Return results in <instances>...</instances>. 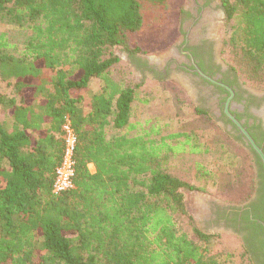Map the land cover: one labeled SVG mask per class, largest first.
<instances>
[{"label": "trees", "instance_id": "trees-1", "mask_svg": "<svg viewBox=\"0 0 264 264\" xmlns=\"http://www.w3.org/2000/svg\"><path fill=\"white\" fill-rule=\"evenodd\" d=\"M168 1L0 0V82L11 89L0 93V264L229 260V252L211 254V236L195 227L184 197L212 174L199 162L193 181L172 168L206 147L192 132L167 133L158 119L131 120L132 106L150 99L133 79L144 51L129 37L142 27L143 7ZM219 1L220 57L239 83L264 90V0ZM91 80L100 86L84 108ZM66 120L76 137L73 188L55 195ZM254 156L259 194L246 216L249 238L237 241L239 264H264V169Z\"/></svg>", "mask_w": 264, "mask_h": 264}, {"label": "rangeland", "instance_id": "rangeland-1", "mask_svg": "<svg viewBox=\"0 0 264 264\" xmlns=\"http://www.w3.org/2000/svg\"><path fill=\"white\" fill-rule=\"evenodd\" d=\"M186 6L187 0H169L164 7L146 6L141 9L142 27L138 33L129 37L130 45L137 46L144 51L140 57H148L154 61L159 59V56L168 53L178 37L181 11ZM219 15L224 18L223 11ZM1 29H6V27L2 26ZM222 32L223 23L219 31V53ZM117 53L123 60L128 61L127 54L123 50L119 49ZM219 58L228 68L227 59L220 57V54ZM52 74L46 71L43 76L49 78ZM133 79L134 82L146 84L149 88L150 99L147 105L132 106L131 120L133 122L158 119L167 124L165 129L167 133L192 132L202 146L208 150L207 153L201 155H186L183 161L175 160L172 164L175 172L188 171L187 176L192 181L194 175L192 165L195 162L201 163L212 174V181L208 186L200 187L203 190L185 191L184 197L188 212L195 217H200L205 201H221L226 204L239 205L250 200L254 194L255 180L260 171L251 152L236 133L228 130L227 127L221 128L218 118L215 120L210 115L197 114L195 103L190 100L189 95L179 84L141 78L136 72H134ZM99 86L97 80H91L87 88L82 91L84 108L89 103L90 96L98 91ZM247 88L253 91H264ZM0 93L10 96L11 89L5 83L0 82ZM237 241L238 238L233 235L223 233L211 237L207 248L210 249L211 254L231 253L228 261L222 262L224 257L218 259L222 264H239L241 260L237 258Z\"/></svg>", "mask_w": 264, "mask_h": 264}, {"label": "flooded vegetation", "instance_id": "flooded-vegetation-1", "mask_svg": "<svg viewBox=\"0 0 264 264\" xmlns=\"http://www.w3.org/2000/svg\"><path fill=\"white\" fill-rule=\"evenodd\" d=\"M219 13H222L219 0H187V6L181 11L174 45L166 55L154 61L140 57V62L133 66L134 72L141 78L179 84L195 103V112L199 109L215 120L218 118L219 126L235 132L248 148L235 125L225 115L227 109L250 136L260 141L259 147L264 150V91H253L239 83L221 62L219 31L224 18ZM253 153L251 155L257 162ZM258 194L257 182L251 199L242 204L205 201L200 217L192 215L195 227L211 237L228 233L246 242L250 233L246 216L253 211L252 204L257 201Z\"/></svg>", "mask_w": 264, "mask_h": 264}, {"label": "built area", "instance_id": "built-area-1", "mask_svg": "<svg viewBox=\"0 0 264 264\" xmlns=\"http://www.w3.org/2000/svg\"><path fill=\"white\" fill-rule=\"evenodd\" d=\"M62 131L63 153L60 163L55 169L52 183V192L55 195L61 194L73 188L76 137L68 120H66L65 124L62 126ZM87 167L90 173L95 172L92 164H88Z\"/></svg>", "mask_w": 264, "mask_h": 264}, {"label": "water", "instance_id": "water-1", "mask_svg": "<svg viewBox=\"0 0 264 264\" xmlns=\"http://www.w3.org/2000/svg\"><path fill=\"white\" fill-rule=\"evenodd\" d=\"M226 88V87H225ZM228 89V88H226ZM229 90V89H228ZM229 92L232 94V91L229 90ZM227 106V104H226ZM225 115L230 119V121L235 125L241 136L243 137L246 144L250 147V149L258 156L260 163L263 166L264 169V152L261 147H259L255 141L252 139V137L248 134L246 129L233 117L229 114L227 109L225 110Z\"/></svg>", "mask_w": 264, "mask_h": 264}]
</instances>
